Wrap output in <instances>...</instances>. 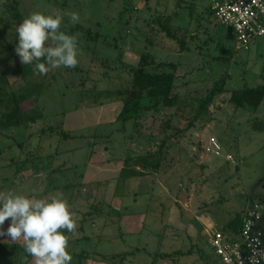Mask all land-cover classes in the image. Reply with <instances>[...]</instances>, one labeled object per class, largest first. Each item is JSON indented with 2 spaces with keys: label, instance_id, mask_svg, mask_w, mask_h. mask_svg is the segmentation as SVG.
I'll return each mask as SVG.
<instances>
[{
  "label": "rangeland",
  "instance_id": "374dc122",
  "mask_svg": "<svg viewBox=\"0 0 264 264\" xmlns=\"http://www.w3.org/2000/svg\"><path fill=\"white\" fill-rule=\"evenodd\" d=\"M15 1L25 18L36 11L49 15L59 10L64 14L63 24L83 26L82 33L71 34L78 41L76 68L80 71L60 67L47 76H27L24 70L13 73L22 64L15 53L16 24L8 21L5 4ZM195 1L192 15L189 9L176 18L181 26L179 35L190 47V54L185 53L186 59L190 58L186 68L194 71L190 83L186 82L178 106L149 114L143 121L144 135L134 139L132 123L123 126L116 120L121 107L116 91L131 78L129 69L122 65L135 67L145 51L155 54L157 60L179 58V44L154 22L175 11V0H0V75L11 72L3 84L19 90L32 83L34 91L35 84L51 83L38 93L44 121L0 132V191L13 190L26 196L33 192L30 196L37 198L62 194L76 213L78 228L72 242L76 251L116 254L134 247L156 251L163 241L161 220L169 224L166 232L170 238L177 237L180 247L186 248L188 232L196 229L197 233L199 226L211 232L205 218H213L220 229L250 202L264 208V131L253 128L256 119H264V103L253 110L228 102L230 91L263 82L260 73L264 70L257 74L253 69L264 64V37L247 49L239 48L227 27L209 19V0ZM72 12L79 15V23H71L68 14ZM88 29L99 38L88 40ZM219 41L228 51L226 60L217 59L222 55ZM226 77L230 79L224 93L215 97L208 113L200 114L198 105L215 83ZM86 81L97 84V104L91 92L81 93ZM49 126L57 132H51ZM60 130L70 132L71 137L63 138ZM211 136L221 140L224 155L202 151L206 158L201 159L195 151ZM164 141L169 145L167 155L164 150V165L171 167V174L162 176L163 182L151 177H119L126 157L156 152ZM228 152L237 160L236 168V163L225 159ZM33 164H40L41 178L25 180L24 175L35 174L32 170L23 172ZM92 205L101 209V217H96L99 209L91 211ZM129 211L140 212V223L145 227L141 235H124L127 229L122 222ZM148 224L150 231L146 230ZM203 229L197 245L205 248L207 256L195 253L189 264H218L219 258L209 245L210 236ZM82 231L84 235L79 233ZM0 255L2 264L4 260L22 262L25 253L5 250Z\"/></svg>",
  "mask_w": 264,
  "mask_h": 264
},
{
  "label": "trees",
  "instance_id": "16d2710c",
  "mask_svg": "<svg viewBox=\"0 0 264 264\" xmlns=\"http://www.w3.org/2000/svg\"><path fill=\"white\" fill-rule=\"evenodd\" d=\"M189 6V7H188ZM197 6L195 0H175V11L169 13L166 18L159 16L155 19V23L160 28V31L165 34L168 38L176 41V44H179V58L176 61L171 60H157L155 54H152L149 51L143 52L140 57L138 64L135 67L122 65V68L129 69L130 79L127 82V85L123 88L117 89L115 97L121 102V107L116 120L120 122L123 126L131 122L136 132L133 137L138 138L139 136L144 135L143 133V121L149 114L156 115L160 113L165 108H174L178 106L179 99L183 88L185 87L186 82H189L190 76L193 72H189L187 67L186 59L189 53L190 47L187 43L185 37L179 35L181 26L176 24V18L179 17V12H185L190 9L188 12L190 15L193 13L192 10ZM206 13H208L209 19L216 23L214 11L212 10V0H209V3L206 7ZM5 12L8 16V21L10 23L14 22L16 27L19 23L25 19L24 15L20 11L18 2L5 4ZM66 26L65 30L69 34H74L76 32L82 33L84 31L83 26H77L76 28ZM188 24L185 26L186 30ZM183 31H185L183 29ZM230 31V30H229ZM86 38L88 40H97L99 34L97 32H92L91 29L86 31ZM194 38V37H191ZM16 44L18 43V38L16 35ZM220 42V41H219ZM219 52L222 54L220 57H217L218 60H226L225 56L227 49L223 44L218 43ZM190 54V53H189ZM231 54V52H229ZM186 61V62H185ZM190 64V63H188ZM109 68H113L110 66ZM77 71L81 69L75 68ZM21 70H24L27 76H33L32 67L30 65H21L17 67L13 73H18ZM198 70V68H197ZM11 72H7L0 75V132L6 131L12 128H29L32 125H36L41 121H44L46 118L45 112L40 106L39 103V91L49 84H35L33 91V84H27L26 88H21L19 90H13L12 88L6 87L5 80L9 77ZM50 73V72H49ZM262 83H259L255 87H245L241 90L230 91L228 102L230 105L236 108H245L258 110L264 103V71L260 73ZM48 75V74H47ZM46 75V76H47ZM230 78H220L208 92V94L203 98L199 106V113L204 111L208 113V106L215 102V97L223 94L225 85L227 84ZM261 80V81H262ZM95 82H82L81 93L86 94L91 92L93 97V103L97 104L100 96L96 91ZM38 87V88H37ZM189 87V85H188ZM36 89V91H35ZM113 95V94H112ZM111 96V95H110ZM32 101V104H29ZM168 126V125H167ZM254 130L262 132L264 131V119H256L254 122ZM51 132L56 133V129L53 126H49ZM45 132V131H44ZM60 135L63 138L71 137L70 132L60 130ZM221 141V140H220ZM164 141L160 149L156 152H149L147 154L126 157L124 160V166L120 169L119 177L127 180L134 177H146L153 173H162L165 168V156L164 150L169 153V145ZM19 145H24V142H19ZM205 145H199L196 155L200 156L201 152H204ZM164 146H166L164 148ZM224 151V150H223ZM3 152V149L0 148V154ZM239 165H235V168ZM252 204V202H250ZM99 209V212L96 214V217H101V209L96 205L91 206V211ZM90 211V212H91ZM243 211L235 213L222 227L219 229L224 234L237 239L240 235V230L243 224ZM89 212V213H90ZM88 213V214H89ZM101 213V214H100ZM119 216L122 217L120 214ZM121 221V218H120ZM14 245V244H13ZM11 245V243H5L0 241V251L9 250L11 252H21L22 247L20 245ZM194 246H197V250L193 251ZM192 246L191 249L183 250L177 249L171 252H148L146 249H141L136 247L132 252L127 253H116L111 255H101L100 260L102 261H112L115 259L125 260L126 257L134 255L140 251L145 250L152 257L153 263L158 261H179L187 254H197L199 257L204 258L206 252L203 248H199L198 245ZM69 252L73 256L71 264H86L89 259L95 260L97 257L96 252H89L86 250L76 251L74 248H70ZM201 254V255H200ZM122 264V263H121Z\"/></svg>",
  "mask_w": 264,
  "mask_h": 264
},
{
  "label": "clouds",
  "instance_id": "9594fccd",
  "mask_svg": "<svg viewBox=\"0 0 264 264\" xmlns=\"http://www.w3.org/2000/svg\"><path fill=\"white\" fill-rule=\"evenodd\" d=\"M63 15L59 10L49 15L36 11L16 27L15 53L34 74L43 76L53 69L78 66L77 37L65 30ZM68 15L72 24L79 23L77 13ZM262 70L264 64L253 69L257 74ZM75 215L62 194L37 198L0 191V237L20 243L27 254L25 261L30 256L32 264H71L73 256L68 249L70 237L77 233ZM5 221H9L7 229Z\"/></svg>",
  "mask_w": 264,
  "mask_h": 264
},
{
  "label": "built area",
  "instance_id": "2783aa9c",
  "mask_svg": "<svg viewBox=\"0 0 264 264\" xmlns=\"http://www.w3.org/2000/svg\"><path fill=\"white\" fill-rule=\"evenodd\" d=\"M216 21L227 27L239 48L264 37V0H212ZM205 154L224 155L219 139L210 137ZM225 159L238 163L234 155ZM243 224L237 239L220 230L210 236L209 244L220 264H264V208L260 203L248 205L242 215Z\"/></svg>",
  "mask_w": 264,
  "mask_h": 264
},
{
  "label": "crops",
  "instance_id": "0c3cea01",
  "mask_svg": "<svg viewBox=\"0 0 264 264\" xmlns=\"http://www.w3.org/2000/svg\"><path fill=\"white\" fill-rule=\"evenodd\" d=\"M206 156V155H205ZM204 156V153H202L201 152V154H200V158L201 159H205L206 157ZM209 156V155H208ZM211 156V155H210ZM40 165V164H39ZM39 165H32V167H30L29 169H27V170H25V171H23L24 172V174H27V171H34V173L35 174H33L32 175V177H27V176H25L24 175V179L25 180H31V179H33V180H36V179H40L41 178V174H42V171L40 170V167H39ZM121 166H119V168H120ZM52 171V170H51ZM170 171H171V167L170 168H164V170H163V172L162 173H153V174H151V175H149V176H146V178H148V177H151V178H155V181L156 182H160L161 180H160V178H162V176H168V175H170L171 173H170ZM172 171H173V169H172ZM164 181V180H163ZM163 181H161V182H163ZM163 184V183H162ZM42 185V184H41ZM40 185V186H41ZM44 186H47V185H45V183L43 184ZM37 186H39V184L37 185ZM36 187V186H35ZM37 188V187H36ZM32 193L33 192H30V195H32ZM29 195V196H30ZM31 197V196H30ZM129 210H131V209H129ZM136 211H139V210H136ZM139 214H140V212H134V211H129V213H124V218H125V220L122 222V224L126 227V233H124V235H129V236H135V235H141L142 234V231H144V229H145V227L144 226H141V219H139ZM150 224H152V222H149ZM204 223H208L209 225L208 226H210V228H212V230H219V228H218V222L217 221H214L213 220V218L211 219V220H208L207 218H205L204 219ZM150 224H148L149 225V227L147 228L146 227V230L147 231H150L151 230V225ZM8 225H9V221H5V224H4V228L5 229H7V227H8ZM161 225H163V227H162V231L161 232H163V233H160V234H162V239H163V241H162V243L160 244V245H162V246H158V250H156V251H162L160 248L161 247H164V248H167V249H169V250H167V252H171V251H174V250H177V249H183V250H188V249H191L192 248V246H194V245H197V239H200L201 238V236L202 235H204L203 233H202V235H201V230L203 229L201 226H199V228H201L200 229V231H198L197 233L195 232L196 231V229H194L193 231V233L192 232H188L187 234V239L188 240H190V242H189V245L186 247V248H181L180 247V242L179 241H176V239H177V237H175V236H173V238H170V234L169 233H167L166 231H168V229H169V224L167 223V224H165V222L163 221V220H161ZM192 225V224H191ZM224 225V224H223ZM146 226V225H145ZM205 227V226H204ZM204 230V232H208V234H209V236H211V234L213 233L212 232V230H211V232H209L208 230H207V228H204L203 229ZM79 233H81L82 235H84L85 233H83V231L82 232H79ZM125 237V236H124ZM149 237V236H148ZM150 238V237H149ZM75 239L73 238V236L70 238V242H69V249L70 248H73V245H72V242L74 241ZM0 241L1 242H5V243H11L12 244V242L10 241V240H8L6 237H0ZM191 241H193V243L191 242ZM13 244H20V243H13ZM210 245V244H209ZM148 247V246H147ZM199 248H202L200 245H199ZM75 249V248H74ZM136 249V247H134L131 251H126V252H122V253H127V252H132V251H134ZM141 249H146V251H149L147 248H141ZM203 249L205 250V248L203 247ZM197 250V246H194V248H193V251H196ZM145 250H143V251H140V252H138V253H136V254H134V255H130V256H128V257H126L125 258V260H124V262H123V260H121L120 258L119 259H115V260H112V261H102V260H100V258H101V255H103V256H105V255H111V254H100V253H98L97 251H94V252H96L97 253V255H96V259L95 260H93V259H89L87 262H91V263H89V264H154L153 262V259H152V257L148 254V252H146ZM156 251H149V252H156ZM22 252L23 253H25L24 251H23V249H22ZM162 252H165V251H162ZM206 252V251H205ZM1 254H3V253H1ZM27 254L25 253V256H26ZM201 255V254H200ZM0 256H3V255H0ZM25 256H24V258H25ZM129 259H131L130 261H129ZM192 259H194V255H193V253H191V254H187L186 256H184L181 260H179V261H166V262H163V261H158V262H155V264H189L191 261H192ZM217 261V260H216ZM218 262V261H217ZM32 264V257H30V256H28V258H27V261H25V259H23L22 260V262H20V260L19 261H13V262H9L8 260H4L3 261V263L2 264ZM220 262H218V264H219ZM87 264V263H86Z\"/></svg>",
  "mask_w": 264,
  "mask_h": 264
}]
</instances>
